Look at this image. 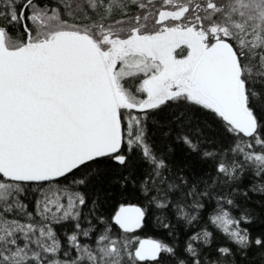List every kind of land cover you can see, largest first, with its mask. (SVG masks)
Returning a JSON list of instances; mask_svg holds the SVG:
<instances>
[{
	"label": "snow or ice",
	"instance_id": "1",
	"mask_svg": "<svg viewBox=\"0 0 264 264\" xmlns=\"http://www.w3.org/2000/svg\"><path fill=\"white\" fill-rule=\"evenodd\" d=\"M0 264H264V0H0Z\"/></svg>",
	"mask_w": 264,
	"mask_h": 264
}]
</instances>
